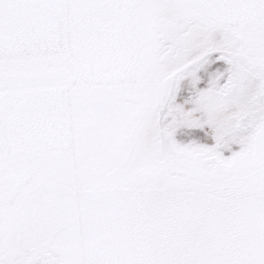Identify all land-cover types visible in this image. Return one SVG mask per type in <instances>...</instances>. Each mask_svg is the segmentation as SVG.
I'll list each match as a JSON object with an SVG mask.
<instances>
[{
	"label": "crops",
	"instance_id": "crops-1",
	"mask_svg": "<svg viewBox=\"0 0 264 264\" xmlns=\"http://www.w3.org/2000/svg\"><path fill=\"white\" fill-rule=\"evenodd\" d=\"M183 1L264 18V0ZM25 2L0 30V264H171L173 241L177 264H264V166L187 190L92 175L121 156L153 0Z\"/></svg>",
	"mask_w": 264,
	"mask_h": 264
},
{
	"label": "rangeland",
	"instance_id": "rangeland-1",
	"mask_svg": "<svg viewBox=\"0 0 264 264\" xmlns=\"http://www.w3.org/2000/svg\"><path fill=\"white\" fill-rule=\"evenodd\" d=\"M152 7L143 64L122 91L123 104L132 101L122 117L121 156L114 171L92 175L186 190L245 183V173L264 166V18L214 25L183 0ZM227 89L233 97L222 95ZM247 115L253 128L239 134ZM180 129L188 140L177 148ZM177 249L170 243L171 264Z\"/></svg>",
	"mask_w": 264,
	"mask_h": 264
},
{
	"label": "trees",
	"instance_id": "trees-1",
	"mask_svg": "<svg viewBox=\"0 0 264 264\" xmlns=\"http://www.w3.org/2000/svg\"><path fill=\"white\" fill-rule=\"evenodd\" d=\"M215 25V24H214ZM218 78L219 77H217L216 79H215V81H216V83L218 82ZM232 95V96H230V97H233L234 96V94L232 93V90H230V89H227V90H224L223 92H222V95H224L225 96V98L228 96V95ZM253 122L254 121H252V119H251V117L249 116V115H247V117L245 118V116H244V118H243V120H242V123H241V125L236 129L237 131V133H239V134H245L246 132H249V131H251L252 130V128H253ZM181 140H183L184 142H186L188 139H187V133L186 132H183V130H179V131H177L174 135H173V144H174V146L175 147H177V148H179L180 147V141ZM189 142V141H188Z\"/></svg>",
	"mask_w": 264,
	"mask_h": 264
},
{
	"label": "snow or ice",
	"instance_id": "snow-or-ice-1",
	"mask_svg": "<svg viewBox=\"0 0 264 264\" xmlns=\"http://www.w3.org/2000/svg\"><path fill=\"white\" fill-rule=\"evenodd\" d=\"M28 6L25 0H8L6 4L0 0V30L7 29L9 26V9L20 10Z\"/></svg>",
	"mask_w": 264,
	"mask_h": 264
}]
</instances>
